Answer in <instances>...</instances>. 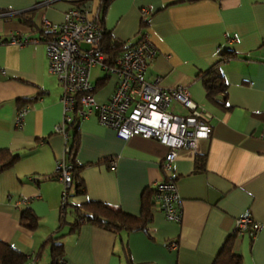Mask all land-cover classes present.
Segmentation results:
<instances>
[{"label":"crops","instance_id":"obj_1","mask_svg":"<svg viewBox=\"0 0 264 264\" xmlns=\"http://www.w3.org/2000/svg\"><path fill=\"white\" fill-rule=\"evenodd\" d=\"M88 3L96 6L95 0ZM71 4L0 0V150L17 156L0 170V240L25 253L26 264L50 263L48 245L41 247L50 235H59L63 244L62 264H212L235 232L236 218L248 210L261 228L253 235L237 233L233 252L242 264H264V0L109 2L103 26L112 37L133 45L143 33L156 49L144 79L159 76L163 87H185L191 100L211 114L212 126L200 153L180 149L163 171L165 145L140 137L122 140L95 116L79 121L75 162L82 186L71 185L70 205L100 201L137 216L144 190L163 179L176 184L179 222L167 220L154 205L145 230L118 233L90 223L70 231L75 216L68 205L66 224L54 233L63 189L56 161L65 139L54 130L62 119L61 89L48 70L38 27L43 19L61 22ZM11 36L29 41L11 43ZM224 52L235 56L220 61ZM204 73H220L226 80L227 108L207 97L199 76ZM104 75L90 69L93 83ZM104 81L94 91L98 102H105L116 84L111 75ZM175 110L183 112L179 106ZM197 156L204 158L201 168ZM26 207L36 217L34 229L19 222ZM171 242L176 246L169 248Z\"/></svg>","mask_w":264,"mask_h":264},{"label":"built area","instance_id":"obj_2","mask_svg":"<svg viewBox=\"0 0 264 264\" xmlns=\"http://www.w3.org/2000/svg\"><path fill=\"white\" fill-rule=\"evenodd\" d=\"M95 1V7L89 3H72L61 22L43 19L40 24L48 31L39 39L45 45L48 70L55 75L61 89L62 119L54 129L65 139L62 156L56 161V172L63 184L61 206L72 185L73 166L66 160L69 151L66 125L73 111L80 120L95 116L101 125L113 129L122 140L140 137L165 145L167 152L161 161L163 171L171 168L180 149L195 155L200 153L202 142L212 130L211 114L191 100L185 87H163L159 84L160 77L152 81L144 79L148 62L156 54L146 34L140 33L135 44L126 48L113 64L107 63L101 44L104 28L98 22V6L102 0ZM146 14L147 10L142 9L141 15ZM39 40L32 39L33 42ZM27 41L19 42L15 36L10 38L11 43ZM94 67L116 78L115 87L105 102H98L94 96L95 85L90 77V69ZM176 106L183 112L176 111ZM16 122H22V109L16 113ZM108 163L110 167L115 165L113 160ZM154 188L155 206L167 220L179 222L182 209L175 182L163 179ZM260 228L261 224L254 221L248 210L235 220L237 233L248 231L253 235ZM168 246L176 245L171 242Z\"/></svg>","mask_w":264,"mask_h":264},{"label":"trees","instance_id":"obj_3","mask_svg":"<svg viewBox=\"0 0 264 264\" xmlns=\"http://www.w3.org/2000/svg\"><path fill=\"white\" fill-rule=\"evenodd\" d=\"M70 1L76 5H86L90 0ZM110 1L111 0H102L100 5L98 6V22L103 28V17ZM20 16L22 21L28 22L26 18H22V16H25L24 14ZM38 29L41 35L48 33V31H46L45 28L41 27V25H39ZM101 44L106 57V61L109 65L113 64L114 60L126 48L131 46L126 45L124 42L112 37L111 33L105 28ZM234 56V53L224 52L221 56L220 61L233 58ZM104 74L105 75L102 80L98 81L97 83H94V91L96 90V88L102 86L105 83L104 80L109 75L105 72ZM199 76L201 77L202 82L205 86L207 97L209 99L214 100L222 107L227 108L228 105L226 104L225 99L227 91V82L224 77L220 73H216L213 75L204 73ZM71 117V121H69L66 125L67 144L69 146V151L66 154V160L73 166L72 184L77 190H80L82 182L78 173L81 170V166H78L75 162V155L79 147L78 124L80 119H78L79 117H77L74 111L71 113ZM16 158L17 156L12 154L8 150H0V170L6 169L11 166V164L14 163ZM203 159L204 158H202L201 156L196 157V163L198 164V167L200 166V168L203 167ZM154 192L155 188H147L143 191L141 196V210L139 215L137 216L126 213L119 207H114L112 205L100 201H87L77 205H70L65 201L64 205L61 206L62 214L60 216L59 224L54 233L59 232L63 224H66L64 216L66 213L67 205L72 208V212L75 216L74 221L72 223H69L70 231L77 230L82 223H90L92 225H96L100 228L116 233L120 231L145 230L151 220V213L155 205L153 200ZM19 222L22 226L28 229H34L37 225L36 217L29 207L23 208L21 210ZM236 234L237 232H234L233 235H230L226 239L219 253L214 258L212 264H242L241 256L233 252V244ZM58 238L59 235H50L46 239V241L41 245V247H44L45 245H48L49 247V264H62L64 250L63 244L62 242L58 241ZM127 261L128 264H130V260ZM26 262L27 256L25 253L17 250L12 245L0 240V264H26Z\"/></svg>","mask_w":264,"mask_h":264},{"label":"rangeland","instance_id":"obj_4","mask_svg":"<svg viewBox=\"0 0 264 264\" xmlns=\"http://www.w3.org/2000/svg\"><path fill=\"white\" fill-rule=\"evenodd\" d=\"M159 77V76H158Z\"/></svg>","mask_w":264,"mask_h":264}]
</instances>
